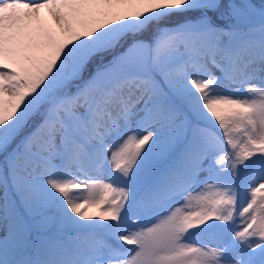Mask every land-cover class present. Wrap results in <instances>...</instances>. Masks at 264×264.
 I'll use <instances>...</instances> for the list:
<instances>
[{
	"label": "snow or ice",
	"instance_id": "1",
	"mask_svg": "<svg viewBox=\"0 0 264 264\" xmlns=\"http://www.w3.org/2000/svg\"><path fill=\"white\" fill-rule=\"evenodd\" d=\"M0 264H264V0H0Z\"/></svg>",
	"mask_w": 264,
	"mask_h": 264
},
{
	"label": "rangeland",
	"instance_id": "2",
	"mask_svg": "<svg viewBox=\"0 0 264 264\" xmlns=\"http://www.w3.org/2000/svg\"><path fill=\"white\" fill-rule=\"evenodd\" d=\"M74 196L81 197L87 195V193H73ZM93 211V210H90Z\"/></svg>",
	"mask_w": 264,
	"mask_h": 264
}]
</instances>
